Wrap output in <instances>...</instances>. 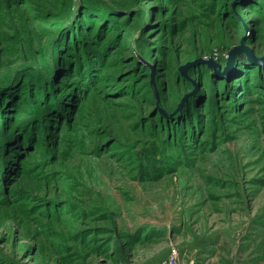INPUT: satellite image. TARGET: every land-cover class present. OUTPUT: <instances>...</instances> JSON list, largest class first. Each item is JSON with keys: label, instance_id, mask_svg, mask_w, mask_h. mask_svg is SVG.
Returning <instances> with one entry per match:
<instances>
[{"label": "rangeland", "instance_id": "rangeland-1", "mask_svg": "<svg viewBox=\"0 0 264 264\" xmlns=\"http://www.w3.org/2000/svg\"><path fill=\"white\" fill-rule=\"evenodd\" d=\"M239 56L264 65V0H0V264H264V84L229 91Z\"/></svg>", "mask_w": 264, "mask_h": 264}, {"label": "trees", "instance_id": "trees-1", "mask_svg": "<svg viewBox=\"0 0 264 264\" xmlns=\"http://www.w3.org/2000/svg\"><path fill=\"white\" fill-rule=\"evenodd\" d=\"M232 5H235V4H232ZM235 10V13L237 14L238 13V7L237 8H235L234 9ZM87 14H88V12H87ZM90 14H93L94 15V13L93 12H91ZM75 15H76V13H75ZM74 17L75 16H73L71 19H70V21H69V23L67 24V25H71L72 23H73V20H74ZM234 18V17H233ZM232 18V19H233ZM238 20V19H237ZM236 20V21H237ZM78 24V23H77ZM76 24V25H77ZM140 58V57H139ZM226 60H227V58L224 60V61H222V62H224V63H226ZM80 62H84L83 64V66H85L87 63H91L92 61H90V62H87V61H83V60H79ZM79 61H78V63H79ZM138 62H141V63H144V65L147 67V68H149L150 69V71H149V79H150V85H152V65H153V63H150V62H145V61H140V59H139V61ZM77 62H76V64H78ZM78 66H79V64H78ZM136 66H137V68L136 69H139V71H141V68H143L142 66H141V64H136ZM52 67H53V63L49 66V68H47V69H45L46 71L44 72V74H45V76L46 75H48V74H50L51 72H52ZM200 67V70L201 71H203L204 72V70H205V72L207 73V76H209L210 77V81H211V84H216L217 82H219L221 79H218L217 77H216V75H215V73H214V71L211 69V68H209L207 65H201V66H199ZM88 68V75H92L91 73H92V69L94 68V64L93 65H90V66H88L87 67ZM193 68V67H192ZM178 70H179V68H178ZM195 70L196 71H199V70H197V68H195L194 67V69H193V71L195 72ZM192 71V72H193ZM190 73H191V71H190ZM229 78H225V79H222L224 82H225V86L227 85V88L229 89V91H231V92H233V91H235V90H237L238 88H239V86L240 85H242L243 84V89H248L249 87H251L250 86V83L251 82H253V81H258L259 82V86H262V84L260 85V82L262 83L263 82V84H264V65H261V66H257V65H254V64H252L248 59H246V57H242V56H239L238 58H237V61L234 63V67L231 69V71L229 72ZM101 75L102 74H100V77H101ZM255 77L253 80H251L252 79V77ZM11 78V79H10ZM183 78V80H184V82L185 83H189L190 81H191V78H194V79H197V82H199V85H198V89H200V87H201V79L200 78H197L195 75H193V76H191V77H189V78H186V76L185 77H182ZM154 79H155V75H154ZM100 80V79H99ZM193 80V79H192ZM92 81V79H90V82ZM202 81H203V78H202ZM14 84V77H7V78H5V80H2V81H0V89L2 90V89H6L5 87H7L8 85H13ZM100 84V82L98 81V85ZM96 83L93 85V86H90V90L91 89H93V88H95L96 86H98ZM153 86V85H152ZM192 88L194 89V87H193V85H192ZM198 92V91H197ZM196 92V93H197ZM6 94H9V92H5ZM191 97H194V96H191ZM190 97V98H191ZM16 98V97H15ZM65 97H64V95H63V97L61 98V100H63ZM190 98L188 97V99L185 101V108L187 107V106H189L190 104H191V102H190ZM181 100H182V98L180 99V101H178V103H177V106H176V108L174 109V111L178 108V106H179V103L181 102ZM81 103H83L81 100H80V102H78V105H80ZM1 104H2V102H1ZM50 108V107H49ZM185 108H184V110H185ZM52 109H54V108H50V110H52ZM183 110V111H184ZM182 111V112H183ZM182 112L181 111H179V112H177L175 115H174V117H179V116H181V115H183L182 114ZM194 115V114H193ZM192 115V116H193ZM166 118H167V120L168 119H170L171 117H167L166 116ZM183 118L184 117H182L180 120H178L177 122H178V124L181 126V122H182V120H183ZM17 133H20L19 131L17 132ZM12 144H10L9 146H11ZM143 156H146L145 154H143ZM15 170H16V167H15ZM210 241V242H209ZM208 242H207V244H212V245H214V244H216V242H217V240L216 239H214V240H209ZM229 252V251H228ZM241 256L239 255V254H236L235 255V257L234 258H229V259H227L228 261H227V263L228 264H234L235 263V261H242V259L243 258H240ZM228 258V257H227ZM226 263V264H227Z\"/></svg>", "mask_w": 264, "mask_h": 264}, {"label": "water", "instance_id": "water-1", "mask_svg": "<svg viewBox=\"0 0 264 264\" xmlns=\"http://www.w3.org/2000/svg\"><path fill=\"white\" fill-rule=\"evenodd\" d=\"M233 50L232 51H230V53H229V59H232V58H234L235 57V53L236 52H251L250 50H249V48L248 47H244L243 45H241V46H233ZM252 58V57H251ZM252 59H254V58H252ZM258 59V58H257ZM261 60V59H260ZM196 61H198V60H196ZM200 61H205V59H203V58H199V61L198 62H200ZM213 68H217V69H219L220 68V65H219V63L214 59V58H212V57H210L208 60H206ZM257 62H260V61H258V60H256ZM193 63H195V62H189V63H187V64H185V65H183V66H181L180 67V69L182 70V72L186 75V69H187V67L188 66H190V65H192ZM216 69V70H217ZM154 73V72H153ZM198 89V83H196V86H195V88H194V90H193V93L196 91ZM187 99V95L186 96H184L183 98H182V100H181V102H180V104H179V106H178V110H180L182 107H183V105H184V102H185V100Z\"/></svg>", "mask_w": 264, "mask_h": 264}, {"label": "built area", "instance_id": "built-area-1", "mask_svg": "<svg viewBox=\"0 0 264 264\" xmlns=\"http://www.w3.org/2000/svg\"><path fill=\"white\" fill-rule=\"evenodd\" d=\"M164 263L165 264H180L177 251L173 250L171 256Z\"/></svg>", "mask_w": 264, "mask_h": 264}]
</instances>
